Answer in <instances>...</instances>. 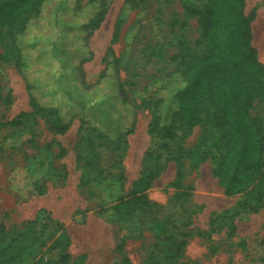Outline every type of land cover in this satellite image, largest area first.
Returning a JSON list of instances; mask_svg holds the SVG:
<instances>
[{
	"label": "rangeland",
	"instance_id": "obj_1",
	"mask_svg": "<svg viewBox=\"0 0 264 264\" xmlns=\"http://www.w3.org/2000/svg\"><path fill=\"white\" fill-rule=\"evenodd\" d=\"M192 1L202 5L206 0ZM183 2L113 0L100 28L85 44L77 26L66 24L85 18L92 0H49L44 15L20 37L26 48L31 38L58 23L61 47L52 52L45 42L49 64H38L35 53L26 52L28 64L22 74L0 57V123L19 116L21 121L0 128V223L13 231L36 220L43 237L42 244L14 264H57L66 240L60 224L70 238L71 264H150L158 255L153 252L161 236L190 228L196 233L187 241V264H264V202L257 212L244 208L249 194L227 196L213 174L212 157L198 162L214 132H206L205 125L183 127L170 142V151L159 147L161 141L149 132L157 98L165 94L176 71L179 42L196 48L201 35L197 19L185 13ZM246 13L253 16V43L264 63V0H247ZM110 48L119 60L129 104H103L114 93ZM3 51L0 45V56ZM89 54L91 59L82 66V84L72 66ZM27 79H39L46 83L43 90L55 92L42 97L58 105L65 117H73L67 133L53 134L34 112ZM96 83L99 89L88 93L89 106H80L77 96ZM8 90L13 98L9 104L2 100ZM134 113L136 130L124 149L91 130L94 126L115 135L130 125ZM252 114L264 124V103L256 102ZM85 137L86 143H81ZM149 149L160 153L159 164H164L146 192L152 207L121 215L114 206L130 200L143 169L155 164L147 156ZM210 153L218 154L213 147Z\"/></svg>",
	"mask_w": 264,
	"mask_h": 264
},
{
	"label": "trees",
	"instance_id": "obj_2",
	"mask_svg": "<svg viewBox=\"0 0 264 264\" xmlns=\"http://www.w3.org/2000/svg\"><path fill=\"white\" fill-rule=\"evenodd\" d=\"M48 1L0 0V45L4 46L0 57L6 63H13L22 74L26 73L28 64L26 52L35 53V61L44 66L49 64L45 42L51 44L52 52L61 47L58 23L31 38L26 48L20 44V37L30 29L31 22L44 15ZM112 1L92 0V10L86 12L85 18L74 25L65 24L71 28L77 26L86 44L105 20ZM246 1L206 0L204 4L196 5L192 0H184L185 13L197 19L201 35L196 48L186 41L179 42L174 57L176 71L165 94L157 98L149 132L161 141L159 147L170 151V142L178 137L180 129L192 130L198 125H205L206 132H214L207 138L213 137L214 140L202 152L198 162L212 157L213 174L217 176L224 193L234 196L247 192L251 200L244 202L243 207L257 212L264 202V124L261 118L252 114V109L256 102L264 103V63L253 43V16L246 13ZM53 58L56 60V57ZM90 59V54L81 57L79 64L72 66L82 84L85 83L82 66ZM108 63V71H112L114 76V93L110 98H104L103 104L110 106L114 100L129 104V94L121 80L119 60L112 48L108 51ZM45 85L39 79H27L29 103L50 132L63 135L70 129L73 117H65L58 105L43 99V95L53 92L52 89L43 90ZM94 89H99L98 83L85 86L86 93L77 96L80 106H89L88 93ZM71 93L67 92L68 95ZM12 99L10 90L2 98L7 104ZM81 121L87 122L83 117ZM20 123L19 116L1 122L0 128ZM136 124L134 113L130 125L124 130L119 129L115 135L94 126L91 130L96 137L115 148L124 149L128 137L136 130ZM91 138L90 135L89 140ZM85 140L86 137L81 143H86ZM212 147L218 152L216 156H210ZM153 151L149 149L147 156L154 159L155 164L146 166L141 177L134 182L132 199L119 200L114 206L119 214L152 207L146 192L164 169V164H159L161 154H154ZM180 160L178 156L177 161ZM178 174L180 177V170ZM37 223L36 220L28 221L22 228L13 231H9L5 223H0V264L17 263L29 250L43 243ZM60 228L66 240L57 264H71L68 251L70 238L64 226L60 224ZM195 233L190 228L161 236L153 252V255H158L150 260V264H187L184 259L187 241ZM197 234L204 235L202 232ZM119 246L123 248L124 242Z\"/></svg>",
	"mask_w": 264,
	"mask_h": 264
}]
</instances>
